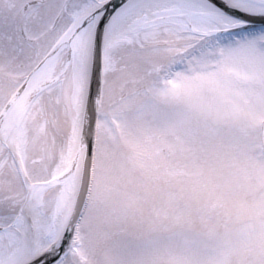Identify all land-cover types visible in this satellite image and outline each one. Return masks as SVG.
<instances>
[{
	"label": "snow or ice",
	"instance_id": "1",
	"mask_svg": "<svg viewBox=\"0 0 264 264\" xmlns=\"http://www.w3.org/2000/svg\"><path fill=\"white\" fill-rule=\"evenodd\" d=\"M0 264H264V0H0Z\"/></svg>",
	"mask_w": 264,
	"mask_h": 264
}]
</instances>
